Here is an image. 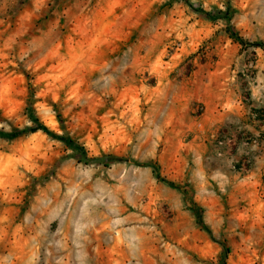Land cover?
<instances>
[{
    "label": "rangeland",
    "instance_id": "1",
    "mask_svg": "<svg viewBox=\"0 0 264 264\" xmlns=\"http://www.w3.org/2000/svg\"><path fill=\"white\" fill-rule=\"evenodd\" d=\"M232 34L264 0H0V131L91 158L0 136V264H264V46Z\"/></svg>",
    "mask_w": 264,
    "mask_h": 264
},
{
    "label": "trees",
    "instance_id": "2",
    "mask_svg": "<svg viewBox=\"0 0 264 264\" xmlns=\"http://www.w3.org/2000/svg\"><path fill=\"white\" fill-rule=\"evenodd\" d=\"M206 16L208 15L207 12H205L204 10H201ZM234 39L239 41L240 43H247L248 45L251 46H264L263 42H244V40L238 36L237 34H232ZM30 115V120L32 121L33 125L31 127L26 128L25 130H21V129H14L11 132H3L0 131V136H4V137H8V138H14L17 136H20L21 134L25 133V132H34L37 130L42 131L43 133L53 136V137H59L61 140H63L66 144H68L75 152V155L77 156V159L79 161H83L84 163L88 162L91 158H88L81 150H79V148L77 147L76 142H74V140H72L71 138L68 137H61L58 136L56 134H54L52 131H50L40 120L37 116H35V114L33 112L29 113ZM154 172L156 175H158V173L155 171V169L153 168ZM159 179L160 177L157 176ZM162 181L164 183H166L167 185L173 187L174 183L172 181H168V180H163ZM192 207L195 210V215H196V219L197 222L199 224H201L202 226L204 225L202 220H201V209L197 208L196 204L192 203Z\"/></svg>",
    "mask_w": 264,
    "mask_h": 264
}]
</instances>
